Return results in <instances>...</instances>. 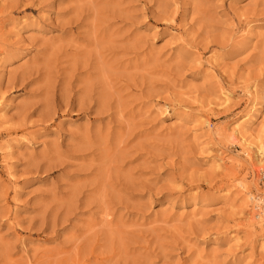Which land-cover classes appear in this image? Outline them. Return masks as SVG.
<instances>
[{
	"label": "rangeland",
	"instance_id": "rangeland-1",
	"mask_svg": "<svg viewBox=\"0 0 264 264\" xmlns=\"http://www.w3.org/2000/svg\"><path fill=\"white\" fill-rule=\"evenodd\" d=\"M262 130L264 0H0V264H264Z\"/></svg>",
	"mask_w": 264,
	"mask_h": 264
},
{
	"label": "built area",
	"instance_id": "built-area-1",
	"mask_svg": "<svg viewBox=\"0 0 264 264\" xmlns=\"http://www.w3.org/2000/svg\"><path fill=\"white\" fill-rule=\"evenodd\" d=\"M259 180H260V185L262 187H264V169H262L260 171V178H259ZM255 198L256 199H254V202H256V201H257V203L259 202V205H256L255 206V209H254L255 210V213H256L257 217L258 216L264 217V194L259 195V196H256Z\"/></svg>",
	"mask_w": 264,
	"mask_h": 264
},
{
	"label": "bare ground",
	"instance_id": "bare-ground-1",
	"mask_svg": "<svg viewBox=\"0 0 264 264\" xmlns=\"http://www.w3.org/2000/svg\"><path fill=\"white\" fill-rule=\"evenodd\" d=\"M257 150L261 156L264 155V131L263 130H262V135L259 138H257ZM257 161L259 162V164L261 163L259 160H257ZM254 205L255 206L259 205V202L257 203V201H256V203H254ZM255 206H254V209H255ZM254 218L258 221V223H261L264 225V217H262V216L257 217L255 210H254Z\"/></svg>",
	"mask_w": 264,
	"mask_h": 264
}]
</instances>
